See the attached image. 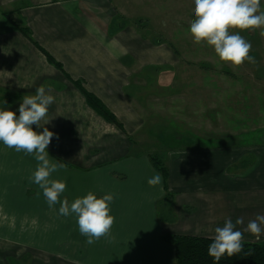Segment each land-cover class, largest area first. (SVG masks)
<instances>
[{
  "label": "crops",
  "instance_id": "1",
  "mask_svg": "<svg viewBox=\"0 0 264 264\" xmlns=\"http://www.w3.org/2000/svg\"><path fill=\"white\" fill-rule=\"evenodd\" d=\"M168 3L0 0V107L6 101L18 115L22 97L50 86L55 100L40 124L55 134L47 149L50 159L67 164L52 174L66 183L61 200L66 197L71 204L90 191L97 198L111 193L110 215L115 218L110 235L88 245L75 214L60 215V205L50 207L33 182L34 154L0 143V264H175L174 246L164 234L214 237L215 228L229 218L233 223L243 219L236 229L245 243L264 240V234L257 239L244 231L250 220L264 215V187L258 182L264 159L257 156L240 168L237 161L249 153L238 158L230 153L264 146L235 142L170 150L164 158L168 189L143 149L150 141L139 137L140 130L159 124L157 101L181 96L175 89L181 78L170 75L180 65L176 47L155 41L143 29L145 22L167 17L174 9H167ZM5 12L27 27L31 38L13 27ZM66 73L100 98L121 126L93 109ZM208 77L207 84H224L225 77ZM209 90H203L208 102L222 101V88L213 95ZM147 100L156 103L150 108ZM256 115L253 128L261 127ZM157 173L162 183L149 186L148 179Z\"/></svg>",
  "mask_w": 264,
  "mask_h": 264
},
{
  "label": "rangeland",
  "instance_id": "2",
  "mask_svg": "<svg viewBox=\"0 0 264 264\" xmlns=\"http://www.w3.org/2000/svg\"><path fill=\"white\" fill-rule=\"evenodd\" d=\"M167 2H170L167 9L174 8L168 11L167 17L170 19L166 17L163 21L149 20L145 22L143 29H145L144 33L155 41L163 40L176 47L180 56V65L170 75L181 78L180 86H175V89L179 88L181 96L169 102L146 101L148 107L152 108L156 103L159 108L155 119L159 124L157 128L140 130L139 137L150 141L143 145L145 146L143 149L147 151L149 157L157 155L164 160L166 152L194 145L219 146L223 143L236 142L264 146V37L260 35V30L240 31V34L251 42L250 55L255 58L256 63L245 62L239 67H233L230 63L220 61L212 47L205 43L193 42L189 32L190 24L195 19V4L192 0H167ZM261 5V10L264 11V0H261ZM211 75L225 77L224 84L219 81L207 84L204 79L206 77L210 79L208 76ZM234 77L239 79L233 80ZM194 83L197 84L193 85ZM204 87L210 89L211 94L214 89L222 88L224 93L222 101L208 102L204 98ZM158 88L163 89L160 86ZM245 90L247 94L244 93ZM145 92L150 94L152 90ZM256 101L260 104V108L257 107ZM216 105L217 110L212 108ZM255 111H260L261 115H256L259 112ZM254 115L260 118L259 128L251 126L258 119L254 118ZM210 120L212 126L206 128V122ZM230 153L235 158L249 153L245 158L237 161L240 168H246L247 163H252L257 156L264 159V147L238 149ZM258 182L264 187V174L260 175Z\"/></svg>",
  "mask_w": 264,
  "mask_h": 264
},
{
  "label": "clouds",
  "instance_id": "3",
  "mask_svg": "<svg viewBox=\"0 0 264 264\" xmlns=\"http://www.w3.org/2000/svg\"><path fill=\"white\" fill-rule=\"evenodd\" d=\"M194 4L195 19L189 27L194 43H205L212 47L220 61L230 63L233 67H239L245 62L256 63L250 55L252 44L240 31L260 30V35L264 37L261 0H194ZM52 92L50 86L46 88L41 85L35 89L34 95L22 97L18 115L6 107L7 102L3 101L4 107H0V143L17 152L34 154L37 167L32 176L33 182L42 190L50 207L60 205V215L75 214L80 234L87 237L88 245H92L101 237L110 235L115 218L110 215L109 205L114 195L109 193L97 198L90 191L84 197L74 199L71 204L66 197L61 200L66 183L52 178V174L67 164L50 159L47 149L55 134L40 124L47 116L49 106L54 103ZM40 128L43 130L39 131ZM147 183L149 186H157L162 183V177L157 173ZM241 224L242 218H237L235 223L229 218L222 227L215 228V235L208 247V255L214 259L215 264H219L225 255L232 257L243 250V232L236 229ZM262 226L264 215H257L248 222L244 231L259 239L264 234Z\"/></svg>",
  "mask_w": 264,
  "mask_h": 264
},
{
  "label": "trees",
  "instance_id": "4",
  "mask_svg": "<svg viewBox=\"0 0 264 264\" xmlns=\"http://www.w3.org/2000/svg\"><path fill=\"white\" fill-rule=\"evenodd\" d=\"M4 15L7 20L11 22L13 27L19 29L24 35L31 38L30 31L27 27L19 25L11 18L9 13L5 12ZM34 43L45 53L51 63L63 70L60 62H58L37 42L34 41ZM66 77L83 92L88 104L93 109H95L107 121L121 126L114 113L108 109L100 98H98L94 93L88 91L81 81L74 80L67 73ZM150 159L154 167L162 173L165 181V188L168 189L167 182L169 178V170L165 161L157 155H150ZM163 239L174 246L175 264H215L214 259L208 255V247L212 242L213 237L167 233L163 235ZM248 253H251V255ZM219 264H264V243L243 242V250L240 253L232 257L225 255L219 261Z\"/></svg>",
  "mask_w": 264,
  "mask_h": 264
}]
</instances>
